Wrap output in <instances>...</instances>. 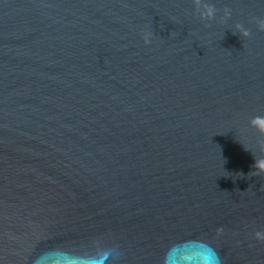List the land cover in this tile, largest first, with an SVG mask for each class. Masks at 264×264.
Instances as JSON below:
<instances>
[{
  "label": "water",
  "instance_id": "water-1",
  "mask_svg": "<svg viewBox=\"0 0 264 264\" xmlns=\"http://www.w3.org/2000/svg\"><path fill=\"white\" fill-rule=\"evenodd\" d=\"M262 23L0 0V264H264Z\"/></svg>",
  "mask_w": 264,
  "mask_h": 264
},
{
  "label": "clouds",
  "instance_id": "clouds-1",
  "mask_svg": "<svg viewBox=\"0 0 264 264\" xmlns=\"http://www.w3.org/2000/svg\"><path fill=\"white\" fill-rule=\"evenodd\" d=\"M205 7H207V5H206ZM212 11H213V10L209 9V14H211ZM201 15H202V17H203V16H204V12H202ZM260 30H261V31H264V23H262V24L260 25ZM245 35L247 36V35H249V33L246 32ZM148 42H149V39L146 37V38H145V43H148ZM253 123H257V121H254ZM262 130H264V129H262ZM218 231H219V232H222L223 229H219Z\"/></svg>",
  "mask_w": 264,
  "mask_h": 264
}]
</instances>
